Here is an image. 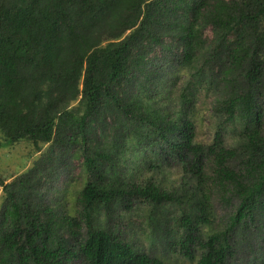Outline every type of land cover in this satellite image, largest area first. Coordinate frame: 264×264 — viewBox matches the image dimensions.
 <instances>
[{"label":"trees","instance_id":"trees-1","mask_svg":"<svg viewBox=\"0 0 264 264\" xmlns=\"http://www.w3.org/2000/svg\"><path fill=\"white\" fill-rule=\"evenodd\" d=\"M0 131L41 152L0 174V264H168L160 244L264 264V0H0ZM70 159L87 176L73 211L55 193Z\"/></svg>","mask_w":264,"mask_h":264},{"label":"rangeland","instance_id":"rangeland-1","mask_svg":"<svg viewBox=\"0 0 264 264\" xmlns=\"http://www.w3.org/2000/svg\"><path fill=\"white\" fill-rule=\"evenodd\" d=\"M177 91V89L174 91V97ZM213 103L212 95L206 92H201L199 94L196 106L195 121L197 124V139L203 143H211L213 141L219 123V119L213 110ZM231 129H233L232 126ZM227 138L229 142H232L234 135L228 133ZM4 141V136L0 131V174L6 176V181H10L14 175L29 169L35 160L40 156L41 152H36L34 150L33 144L27 140H21L12 145L2 146V142ZM79 161L80 159H70L67 163L69 165V173L64 174L55 184L57 203L63 202L65 199L66 207L72 211L76 207L75 199L77 192L81 190L87 177L83 172L81 162ZM173 171V173H176L177 177L178 172L176 170ZM67 175L70 176V178L67 177ZM165 177H167L170 182H173V179L175 178V176L168 174H166ZM165 182L167 183L168 181L165 180ZM3 203V188L0 187V211L2 209ZM60 206L62 207V205ZM225 208L226 206L221 204L219 206L218 213L221 214ZM74 213L76 212L74 211ZM143 215L144 212L142 211H133L132 216H130L133 224L129 225L127 222H124L122 226L127 232L126 235L129 236L132 242L149 251L152 245L151 241L147 237V234L149 233L148 228L141 222ZM155 252L163 256L168 264L196 263V260L188 259L177 253L175 250L165 251L164 246L161 244L155 246Z\"/></svg>","mask_w":264,"mask_h":264}]
</instances>
